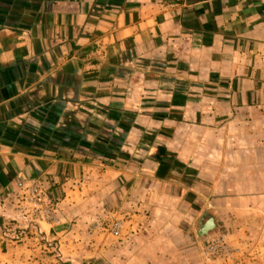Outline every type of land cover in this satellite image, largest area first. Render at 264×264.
<instances>
[{
	"label": "crops",
	"instance_id": "0c3cea01",
	"mask_svg": "<svg viewBox=\"0 0 264 264\" xmlns=\"http://www.w3.org/2000/svg\"><path fill=\"white\" fill-rule=\"evenodd\" d=\"M184 213L260 230L264 0H0V264H171Z\"/></svg>",
	"mask_w": 264,
	"mask_h": 264
},
{
	"label": "rangeland",
	"instance_id": "374dc122",
	"mask_svg": "<svg viewBox=\"0 0 264 264\" xmlns=\"http://www.w3.org/2000/svg\"><path fill=\"white\" fill-rule=\"evenodd\" d=\"M182 205H184L183 201L175 202L171 205V209L180 208ZM144 211H148L147 208ZM30 214L34 216L33 219H37L35 221L40 220V222H43L45 225H50V223L55 220L51 213ZM184 214L187 215L185 218H181V216L178 215L179 218L176 217L175 219L174 216L173 219H171L170 225L172 228L170 229V238L173 242V246L176 248L175 252H173V258L176 260H172L171 264H264V218H261L262 223L258 226L261 232L258 230L256 234H248L247 242L242 240L238 243V248H234L233 240H229L227 237L220 234L209 220L210 227H206V224H203V226H201L203 231H201L199 237L197 233V226L199 224L198 214ZM143 217V219L138 221L141 222L142 226H148V215H143ZM130 220L131 219H129V221ZM110 224L114 225L113 228L117 226L115 221L110 222ZM127 231L128 232L123 236L126 241L125 256L131 258V230L128 228ZM183 232L186 233L184 236ZM109 235L115 238L114 234L109 233ZM186 236L188 238L187 249L184 247Z\"/></svg>",
	"mask_w": 264,
	"mask_h": 264
},
{
	"label": "flooded vegetation",
	"instance_id": "af4514ba",
	"mask_svg": "<svg viewBox=\"0 0 264 264\" xmlns=\"http://www.w3.org/2000/svg\"><path fill=\"white\" fill-rule=\"evenodd\" d=\"M205 226H206V227H210V223H209V222H207Z\"/></svg>",
	"mask_w": 264,
	"mask_h": 264
},
{
	"label": "built area",
	"instance_id": "2783aa9c",
	"mask_svg": "<svg viewBox=\"0 0 264 264\" xmlns=\"http://www.w3.org/2000/svg\"><path fill=\"white\" fill-rule=\"evenodd\" d=\"M35 191H33V193H34Z\"/></svg>",
	"mask_w": 264,
	"mask_h": 264
}]
</instances>
